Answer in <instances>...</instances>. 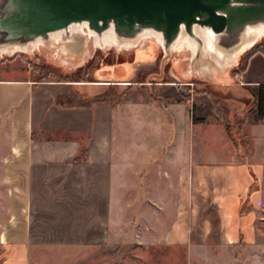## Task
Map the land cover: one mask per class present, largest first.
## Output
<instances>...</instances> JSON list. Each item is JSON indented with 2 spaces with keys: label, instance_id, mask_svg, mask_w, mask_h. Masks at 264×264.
<instances>
[{
  "label": "crops",
  "instance_id": "0c3cea01",
  "mask_svg": "<svg viewBox=\"0 0 264 264\" xmlns=\"http://www.w3.org/2000/svg\"><path fill=\"white\" fill-rule=\"evenodd\" d=\"M256 60L261 74L253 76ZM238 78L256 100L264 54ZM118 85L0 77L1 182L18 204L8 212L14 227L2 230L0 264H29L31 218L43 203L75 199L98 203L105 233H144L147 245L184 248L187 264H264V119L255 110L238 120L248 139L240 151L222 121L195 123L181 103H166L160 126L137 115L160 100L110 101L106 89ZM157 126L166 139L160 145ZM139 216L146 221L135 228Z\"/></svg>",
  "mask_w": 264,
  "mask_h": 264
},
{
  "label": "rangeland",
  "instance_id": "374dc122",
  "mask_svg": "<svg viewBox=\"0 0 264 264\" xmlns=\"http://www.w3.org/2000/svg\"><path fill=\"white\" fill-rule=\"evenodd\" d=\"M84 34L90 36L87 29H84ZM259 49H264V37L241 56L236 67L228 70L229 80L233 81L229 84L231 87L213 84L206 76L199 77L195 72L193 75L186 74L185 70L191 65L189 60L192 58L187 47L182 51H174L170 61L165 64V75L154 78V75L160 74L164 58V50L155 38L143 40L138 47L129 50L97 49L94 58L84 67L72 71L61 66L64 62H55L38 48L29 53L3 54L0 56V77L26 76L35 80L60 81L113 80L123 85L107 87L105 97L118 105L128 102L148 106L154 100H160L158 106L144 112L138 110L137 113L141 117L153 116L154 122L160 126L161 117L167 113L166 103L171 101L183 104L185 111L193 114L195 123L211 124L230 118L232 138L242 151L241 143L246 145L248 139L243 138L241 133V136L237 134L235 125L238 120L245 121L249 116H255L256 100L242 89L236 73L242 70L248 53ZM260 62L255 61L253 76L261 74ZM99 88L88 95L93 98L99 93ZM70 101L75 102L77 99ZM140 122L144 123L145 119H139ZM160 126H157L154 145L165 143L166 140L161 135ZM8 187L11 186L1 182L0 169V237L2 230L11 223L9 210L18 207L17 201L9 197ZM42 206L43 210L31 218L32 240L27 246L29 264H187L188 252L184 248L147 245L144 233L122 232L117 236L112 232L105 233L104 218L99 215L97 202L75 199L62 203H43ZM173 219V216H169L166 223H171ZM210 219L217 227L215 213ZM145 221L146 218L139 216L135 220V228ZM156 222L161 224V218ZM13 227L10 225L11 229ZM261 228L264 231V227ZM213 236H216V231ZM6 255V251L0 247V263Z\"/></svg>",
  "mask_w": 264,
  "mask_h": 264
},
{
  "label": "water",
  "instance_id": "95a60500",
  "mask_svg": "<svg viewBox=\"0 0 264 264\" xmlns=\"http://www.w3.org/2000/svg\"><path fill=\"white\" fill-rule=\"evenodd\" d=\"M82 25L98 37L113 31L120 50L138 47L149 33L160 36L164 58L160 74L154 75L158 79L172 53L189 38L197 50L194 54L188 48L193 66L186 74L231 87L228 70L264 37L257 35L264 31V0H0V56L38 48L64 62V69H80L100 49Z\"/></svg>",
  "mask_w": 264,
  "mask_h": 264
},
{
  "label": "bare ground",
  "instance_id": "6f19581e",
  "mask_svg": "<svg viewBox=\"0 0 264 264\" xmlns=\"http://www.w3.org/2000/svg\"><path fill=\"white\" fill-rule=\"evenodd\" d=\"M81 27H82V29H88V26L87 25H82ZM75 30L77 31V28H75ZM90 34L92 36H95L96 46L98 48H100V49L106 48V47H113V48H119L120 47V43L116 39L113 31H107L101 37L96 36L93 32H90ZM198 34L200 36H202L203 35V32L199 30L198 31ZM263 34H264V31H258L257 32V35L258 36H262ZM56 36H57V39H61V35L60 34H58ZM150 38H155L160 45L163 44L162 38L160 36H158L157 34L149 33V34H147L144 37L145 40L150 39ZM100 42H102V43L100 44ZM39 44H37V45H39ZM186 47L189 48L190 50H192V52L194 54L196 53L197 48H196L195 44L189 38H184V40L182 41V43H180V45L176 49H177V51H182Z\"/></svg>",
  "mask_w": 264,
  "mask_h": 264
},
{
  "label": "trees",
  "instance_id": "16d2710c",
  "mask_svg": "<svg viewBox=\"0 0 264 264\" xmlns=\"http://www.w3.org/2000/svg\"><path fill=\"white\" fill-rule=\"evenodd\" d=\"M263 53L264 54V49H262V50H255V51H252V52H249L248 53V56H247V59H246V62H245V64H244V66L242 67V70H240V72H237L236 73V75L239 77V75L241 74V73H243V72H245L246 71V69H247V66H248V61H249V59L254 55V54H256V53ZM42 80H45V79H42ZM64 81H68V80H64ZM85 81V80H84ZM71 82H80V81H71ZM255 110L257 111V113H258V115H259V117L261 118V119H264V85H261L260 86V90H259V94H258V96H257V99H256V103H255ZM219 116V115H218ZM220 118H222V117H220ZM222 120V122L226 125V127H227V130H228V132H229V135H230V137H231V139L234 141L235 139L234 138H232L233 136H232V134H231V127H232V125L230 124V118H224V119H221ZM241 126H242V123L241 122H236V125H235V128H236V130H237V134L239 135V136H241L240 135V133H241Z\"/></svg>",
  "mask_w": 264,
  "mask_h": 264
}]
</instances>
